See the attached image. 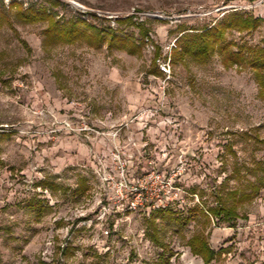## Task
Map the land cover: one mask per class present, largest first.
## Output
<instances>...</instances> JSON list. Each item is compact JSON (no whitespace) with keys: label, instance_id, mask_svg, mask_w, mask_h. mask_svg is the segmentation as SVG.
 <instances>
[{"label":"rangeland","instance_id":"rangeland-1","mask_svg":"<svg viewBox=\"0 0 264 264\" xmlns=\"http://www.w3.org/2000/svg\"><path fill=\"white\" fill-rule=\"evenodd\" d=\"M232 13L258 19L224 32L239 64L217 48L174 59L181 35ZM53 24L81 34L67 42ZM110 33L135 50L109 47ZM261 47L264 0H0V264L178 262L195 232L221 261L264 264V186L234 226L202 213L264 183V99L248 63ZM138 185L148 199L129 210ZM158 199L169 206L152 214L156 244L145 207Z\"/></svg>","mask_w":264,"mask_h":264},{"label":"trees","instance_id":"trees-1","mask_svg":"<svg viewBox=\"0 0 264 264\" xmlns=\"http://www.w3.org/2000/svg\"><path fill=\"white\" fill-rule=\"evenodd\" d=\"M37 14V13H34ZM258 19L253 17H248L244 19L241 15L232 13L229 16H227L225 19L222 20L217 25H213L209 28L204 29L199 35H196L195 37L186 38L183 35L180 36V40L178 41L179 49L175 50L173 52L174 59L182 58L184 55H191L194 58L204 61L206 60L210 53L214 51L215 48H217L220 52L224 54V65H232V64H239L242 59H244V54L238 50L236 52L231 51L229 49L230 44L229 43H222L224 32L227 29L231 28H238L241 30L249 29L254 27L257 24ZM54 31L51 33V35L56 36L58 38H61L62 40H65L67 42H70L74 40V38H77L80 33V29L78 25H70L69 28L63 29L59 28L57 29L55 27V24H53ZM109 36L108 40V46H124L125 44L129 43L131 45V48L129 50H135L136 47L132 45V43L128 42L126 37L122 38L119 36H116L114 33L107 34ZM92 37L98 38V35L94 34ZM104 37L101 36L100 39H103ZM199 39V40H198ZM127 42V43H126ZM133 50V51H134ZM132 51V52H133ZM248 63L250 64L251 68L255 72L257 85H258V92L260 96L264 99V47L261 48H254L251 51V59L248 60ZM264 141V140H263ZM249 192H242L238 193L237 191L230 193L231 198V204L229 205L224 199L220 198L217 202V205L211 208L206 209V213L204 211L202 212L207 217L209 215L212 217V219H223L229 223V226H234V223L236 219L238 218V212H237V206L240 204H243L245 202L250 201L258 192L259 190L264 186V183L262 181H258L256 183L250 182L249 183ZM83 191H85V186H83ZM159 212H166L168 209L165 210H156ZM154 211V212H156ZM150 213L149 222L153 227V233L150 235V239L153 243H158L159 236L158 231L154 223L153 213ZM186 245L189 246L190 251L193 255L200 256L202 260L207 263L210 260H212L215 257L214 251L209 247L207 240L205 237L200 233H195L191 235L187 241ZM57 251L60 254H66L69 250V245L66 246H57ZM38 264H53V263H46L45 261H39ZM67 264V263H62ZM163 264H169V258H165L163 261Z\"/></svg>","mask_w":264,"mask_h":264},{"label":"crops","instance_id":"crops-1","mask_svg":"<svg viewBox=\"0 0 264 264\" xmlns=\"http://www.w3.org/2000/svg\"><path fill=\"white\" fill-rule=\"evenodd\" d=\"M205 213L208 214L206 211H205ZM206 219L209 220L208 222H212L213 223V219H212V217L210 215H209V217L206 216ZM218 230H220V229H218L217 227H215L214 229L211 230V232H210V238L211 239H219L221 234H220V232ZM195 233H200V234H202L205 237V239L208 242L209 247L214 251L215 257L212 260H210L209 262L205 263L200 256L193 255L191 253V251H190L189 246H187L186 243H185L186 246H184L182 248L181 260L176 262V261H171L169 259V264H246L245 262H243L241 260H229V259H226L224 261L219 260V256L223 255L222 254V247H220V248L215 250L210 245L208 239L206 238V236L204 235L203 232H195ZM195 233H193V234H195ZM66 245H68V243H66L65 245L61 244L60 246L63 247V246H66ZM253 264H258V263L254 262Z\"/></svg>","mask_w":264,"mask_h":264},{"label":"built area","instance_id":"built-area-1","mask_svg":"<svg viewBox=\"0 0 264 264\" xmlns=\"http://www.w3.org/2000/svg\"><path fill=\"white\" fill-rule=\"evenodd\" d=\"M163 72L168 73L169 72V67L168 65L163 66L161 69ZM126 186L125 183H123L122 181L120 183H118L117 186V191L119 193V195L121 196L119 198V200H117L118 202L121 201L123 199L122 197V187ZM139 186V187H138ZM138 186H132L131 189L136 191V198L132 199L130 201L127 202V209L129 210H135L138 206H141L145 201H147L148 197H142V192L140 191V185ZM168 197H165V200H167ZM169 204L164 201L163 199H158L157 202L153 203V204H147L145 207V210L147 212V215H150V213L156 211V210H165L168 209ZM105 234L108 233V231H104Z\"/></svg>","mask_w":264,"mask_h":264}]
</instances>
